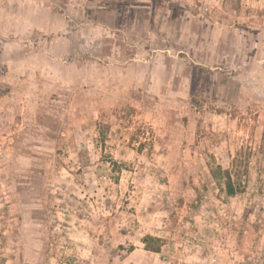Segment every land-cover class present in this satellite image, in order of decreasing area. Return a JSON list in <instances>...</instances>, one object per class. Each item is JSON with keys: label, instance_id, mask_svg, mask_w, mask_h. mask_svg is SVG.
<instances>
[{"label": "rangeland", "instance_id": "1", "mask_svg": "<svg viewBox=\"0 0 264 264\" xmlns=\"http://www.w3.org/2000/svg\"><path fill=\"white\" fill-rule=\"evenodd\" d=\"M0 264H264V0H0Z\"/></svg>", "mask_w": 264, "mask_h": 264}, {"label": "trees", "instance_id": "2", "mask_svg": "<svg viewBox=\"0 0 264 264\" xmlns=\"http://www.w3.org/2000/svg\"><path fill=\"white\" fill-rule=\"evenodd\" d=\"M227 187H228V192L230 194H234L236 192L235 188H234V186L232 185L231 182L228 183ZM150 239H152V236H146L144 238V242L146 243V248L149 249V250H152V251H160V247H155V246H151V245L148 244V240H150Z\"/></svg>", "mask_w": 264, "mask_h": 264}, {"label": "crops", "instance_id": "3", "mask_svg": "<svg viewBox=\"0 0 264 264\" xmlns=\"http://www.w3.org/2000/svg\"><path fill=\"white\" fill-rule=\"evenodd\" d=\"M135 249V248H134Z\"/></svg>", "mask_w": 264, "mask_h": 264}]
</instances>
